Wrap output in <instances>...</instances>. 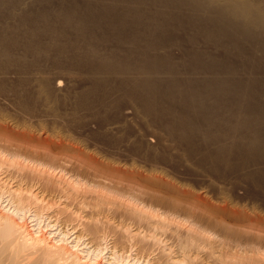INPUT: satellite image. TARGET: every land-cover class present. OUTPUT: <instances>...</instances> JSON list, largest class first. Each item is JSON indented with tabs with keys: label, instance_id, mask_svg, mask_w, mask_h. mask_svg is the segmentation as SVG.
<instances>
[{
	"label": "bare ground",
	"instance_id": "obj_1",
	"mask_svg": "<svg viewBox=\"0 0 264 264\" xmlns=\"http://www.w3.org/2000/svg\"><path fill=\"white\" fill-rule=\"evenodd\" d=\"M123 1L124 0H32L31 2L30 0V2L28 1V5L26 0H0V96L3 94L5 95L4 97L10 96L16 99V101L14 100L16 102L15 110L17 109L15 113L19 112L17 114L22 119V121L20 120L22 123L19 124L18 122L17 125L21 126L22 124L21 129H24L25 132H30L25 133V136L29 135L31 137V139L25 141V143L29 145H26L22 149V145H18L19 148H9L11 150H5L10 144L4 145L1 143L0 145L3 144L6 147L4 149V146H2V148L0 146V155H2L0 157V166L3 167L4 164H6L7 166H5L8 169L13 167L18 171L26 170L24 171L25 173H17V176L19 175L21 178L23 176L25 177L22 178V180L24 179V184L25 180L31 182L30 179H28L30 177L26 179L28 176L27 174H30L29 176H32L34 179L37 176L41 177V179L47 177V180L45 179L47 182L43 179L47 183H45L47 188L48 186L51 187L54 186L55 183H58V179L60 180L58 177L59 175H52L53 172L51 169L55 168L54 170H56L59 165L53 167L54 164L52 165L50 162L54 161L53 163H55V161H58L57 155L55 156L54 154L56 153L54 148H62V145L65 144L63 143L65 140L62 141L63 137H61L63 133L55 131L52 128V130H50V128L45 129L48 128L49 124L47 127L46 125L44 126V123L43 125L38 124L41 123L38 119L37 125L31 124V121L26 123V120L31 117L34 119L36 110L39 108L42 109V107L45 108L46 106L44 107L43 104L45 103L46 105L47 102L48 104L52 103L50 106L47 105L48 110L56 115V112L59 110V108L56 107L61 100H63L59 97L60 94L57 92L59 94L57 95L56 93L59 85L61 86L60 79L57 80L56 75H61L57 74L60 71L66 72L69 69H75L85 77L86 83H83L84 86H81L82 89L80 88L81 90L76 93L73 105H71L72 103L70 104L72 108L70 109L71 111H66L74 118L78 113L80 114L83 111H89V113L96 111V114L99 115L100 118L98 119L99 123L109 119V117L113 119L116 115L114 117L109 116V112H114L118 104L117 106L112 104L115 99L111 98L115 96L117 100L122 102V95L124 94H122V87L124 88L127 86L126 88H129V90L127 89L128 91L125 92L126 98L130 99L136 106L138 112L148 119L149 125L162 131L169 141L172 140L178 144L179 147L183 149L182 151H184V154H181L188 157L189 160H195L194 164L206 169V173H209V170L215 173L216 169L219 167L222 168V166H229L236 171L240 169L241 172H243L242 169H248L241 177L252 183L257 181L264 186V167H262L264 166V85H260L257 79V81L247 80L248 82H245L243 80L245 79L244 77H242L243 79L241 78L242 80L237 78L238 76L235 77V75H238L240 72H243V74L249 72V68L247 67L248 70H246L247 68L244 64L246 60H255L258 63L264 64V0H156V2L152 1L153 3L151 0H141L139 1L141 4L142 2H146L145 7L149 2L150 4L152 3L151 7L155 5V10L142 12L138 10L139 8L137 9L135 7L134 3V5L130 6H134L136 8L135 11H128L127 16L125 14V17L122 19ZM134 1L136 4L138 3L136 0ZM134 1L132 0V2ZM23 4H27L28 9H26L27 6L21 8L20 6H23ZM142 8H144V6ZM184 8H187L189 11L185 10L186 12H184ZM129 21L134 25V27L130 26V28H137L138 30L136 31L137 33L134 31L133 37L131 36V38L127 39V36L123 33L124 30L122 32V25L125 26ZM129 24L130 23H128V25ZM128 25H126V27ZM230 29L232 33H230ZM175 30H179V32L181 31L183 34L185 33V37H180L181 34L179 35ZM173 31L176 32L175 35ZM177 34L179 36H176ZM123 39L128 41L127 44L130 42L131 46L132 44L134 45V48H130L128 51L125 49L127 51V56L125 57L127 58H124V62L122 61ZM201 41L204 43H212L214 46H217L215 49L222 50V53L216 54L215 56L210 55V50L207 51L204 48L205 51L202 50L203 47H200ZM184 42L189 45L188 48L184 47ZM241 44L247 46L249 44L250 48L255 49V51L257 48L253 46H257L258 50L259 48L261 49V54H259V57L256 58L255 56L253 59L250 52H246ZM172 47H178L182 51L181 58L184 59L182 61H184V66L187 69H185L183 73H204L206 75L211 74V76L207 75V77L201 80H194L195 78L191 77L192 79L187 78L189 79L187 81L176 77L171 80L168 79L167 81L165 79H157L156 76H159L163 72L169 71L177 76L176 73H182L181 71L184 70L175 65L176 61H174V58L169 52V49ZM156 50H166L167 52L166 54H164V52V56L162 57L152 56L151 53ZM258 50L257 53L259 52ZM134 55L140 56L138 57L139 59L137 58V60H134L136 59L135 57H137H134ZM155 55H159L158 52ZM122 66L124 68H122ZM54 70L59 72L52 73ZM69 73L70 71H68L66 75ZM224 73L230 74L232 77L230 79L225 78L226 80L223 78L220 82L218 80L220 78L218 77L220 74ZM129 74H131V76ZM247 76L249 78L251 77L250 75ZM11 77H13L14 80H12ZM61 89L64 90L63 88ZM227 89L230 90V92H227ZM185 91H188L190 94L185 95ZM66 95L64 94V96ZM67 102L70 101L67 100L63 104L67 105ZM63 104L59 105L63 106ZM44 110L42 109V111ZM78 110L83 111L78 112ZM136 112L137 111H135V113ZM81 115L83 116V114ZM26 116H28V118ZM49 116L51 118L50 114ZM94 116H92V118ZM25 117L26 120L24 119ZM52 117L55 118L53 115ZM85 117L86 116H84V118ZM13 118L16 119L14 116ZM57 118L58 116L55 119ZM77 119L76 117V120ZM93 120L95 121V119ZM32 121L36 120L34 119ZM89 121L92 122L91 120ZM1 122L4 123V120L0 118V124L3 125ZM44 122H46V120ZM74 122L75 124L77 123L76 121ZM5 123L2 127L0 125L2 131H6V126L10 125V123L7 125H5ZM28 129H35V134L37 132L39 134H37L38 139L32 137L33 135L31 133L33 130ZM9 130L11 133L13 132V130L11 131L8 127L7 133H10ZM43 131L51 133L50 136H48L47 133L45 135ZM61 133L62 135H60ZM51 135L56 136V141L59 142L54 140L49 141ZM64 135L68 136V134ZM9 139L10 137L7 141ZM19 139L23 141L21 138ZM35 139L38 140L39 145L41 143L44 147H37L38 149H36L35 146L31 145V142L35 141ZM146 140L148 141V139ZM165 140L166 139L162 141ZM9 141L12 143L11 140ZM17 144H14V147H16ZM141 144H144V142L141 141ZM209 145L212 149L208 148L210 147ZM12 146L10 145V147ZM144 146L145 144L143 147ZM138 147L139 146H137L136 149H138ZM146 147H144L145 149L143 150L149 149L150 146L146 145ZM140 148L141 147H139V150H141ZM152 148L154 149V147ZM151 157L153 158L155 156L152 155ZM151 157L150 159H152ZM48 160H51L48 164L49 166H45L43 163L44 161L48 163ZM85 160L87 161L88 159ZM152 160H154V158ZM68 161H70V159ZM252 166L254 168H251ZM60 167L64 169L63 166ZM203 168L202 170L204 172L205 170ZM218 170L217 172H222ZM217 172L216 175L218 174ZM234 173L236 172L234 171ZM222 174L225 175V172ZM222 174H220L219 177H222ZM63 175L60 177H63ZM153 176L155 175L153 174ZM21 178L16 177L18 181ZM154 178L158 177L155 176ZM71 181H76L74 182V186L71 183L72 187L76 190V187H79L80 180L77 181V179H73ZM60 183L61 181L59 184ZM18 184V186L14 185V187L16 186L15 188L8 186V188L3 189V186L0 187V201L5 203L2 208L0 207V264L4 259L9 261V264H64L63 262H65V264H134L131 260L129 263V260H126L123 256L125 255L126 258L130 257L125 254L128 244L127 241L134 245L139 242L143 243V246L141 247L140 245L139 247L140 252L144 248L143 250L146 254H148L152 248H155L153 245L159 243V253L153 259L156 264H264V214L259 213L258 210L251 205V208L248 209L246 207L247 209L242 208L241 210V208H237L239 206H233L231 203L227 204L228 201L224 204L222 201L224 197L220 200L222 201V206H219L220 203L217 205V201H215L216 203H214V205L212 204L213 202L211 203L208 200V202L211 203L209 204L206 200L207 198L203 197V195L199 196L197 194L193 197L196 198V200H191L192 197L190 198V196L192 195L189 194L188 198L192 201L190 207L181 205L180 203L178 205L177 203L173 204L174 206L176 205L174 208L185 211L184 214L186 216L183 217L184 219L185 217L188 218L185 223H188L190 226L181 229L180 224H175L180 226V230L176 229V226V231L174 229L175 232L172 233L169 238H171V240L173 238L174 240V238L177 237L176 240H178V245L174 243L177 248L173 247V249L168 248L166 250L162 245L163 242L160 245V235V238H157V235L155 236L153 232L149 233L150 235L146 241V238L141 234L142 231L140 233L141 236L138 234L139 231H136L137 234L133 232L131 234L130 231L128 232L127 228H124L126 225H123V227L119 224L126 232L119 226L121 228V233H118L120 236L118 234L116 235L120 237L117 238L114 233L116 228L114 227V229L112 226L114 231L108 228L112 223H109L108 227H106L103 223L104 220L101 221L96 217L94 219L92 218L88 223H85V221L81 222V220L80 224H78L81 225V229L79 231V228L76 230L74 229L73 233H76V235L73 234L74 237L72 238L67 237L66 233H63L60 228L57 230L56 227L54 229L50 227L49 231L46 230V227L52 226L50 225L51 222L43 224L44 227L40 225L41 222H37V224L35 223L30 225L32 227H29L25 224V219L27 217L33 218L34 221L43 216L41 215V211L43 212V210H41L39 206V208L37 207L38 201H42V198L40 199L42 194L39 191L41 194L39 196V193H35V191L31 190L30 186V188H28L24 187L26 185L22 186L20 183ZM30 184L27 183V185ZM257 186L259 187V185ZM178 189L180 188L178 187ZM173 192L177 194V186L176 190ZM180 192L179 195L183 194L185 195L184 197H186V195L188 196L187 192L186 194L183 192L180 194ZM44 194L42 196H44ZM205 195H207V193ZM133 197L135 198V196ZM136 197L139 200L137 195ZM162 198L163 197H161L160 200H162ZM165 200L167 199L165 198ZM165 200L163 198V201ZM118 201H116V204ZM132 201H134V199ZM233 203L234 202H232V204ZM41 204L40 202L39 205ZM104 204H100V206L103 205V209ZM118 204L120 207L121 202ZM128 204V206H130L131 203L128 201ZM121 205H123V203ZM124 205L126 204L124 203ZM133 205L135 204L133 203ZM136 205L138 204L136 203ZM98 206L99 205H97V207ZM100 206L99 208H101ZM160 206L162 208V205H159V207ZM169 206L167 209L171 208L172 205ZM213 206L214 208H212ZM152 207L154 208V206H151V212ZM49 208L48 206V209ZM130 208L131 207H125L127 210H130ZM142 208L145 210L146 206ZM31 210H33V213H31ZM99 210L101 209H98V211ZM123 211L126 212L124 209ZM57 212L59 213L58 210ZM130 212L131 211L128 213ZM132 212L134 217L139 218V220L135 218L139 222H141L143 218L149 219L152 215L156 216V213L150 214L147 210L143 211L139 208L132 209ZM163 212L161 213L163 214ZM159 216L160 214L156 216V218L154 217V221H156ZM161 219L158 221L161 226V228H158L161 229V232L158 233L166 237V233L164 234L163 232L167 228H162L163 225L166 226V223H164L165 221L162 222L163 219ZM46 220L48 219L46 218ZM130 220H133V218ZM149 220L152 221H147L154 222L153 219ZM181 220H183V218ZM228 220L234 222V224H229L227 222ZM142 222L145 227L146 223L144 220ZM170 223L172 224L171 220ZM136 224L139 225V223ZM140 224L142 226V223ZM150 224H147V227H145L147 230ZM54 225L56 226L57 224L55 223ZM119 227H117L118 230L120 229ZM150 227L153 228L154 225ZM74 228H76V226ZM55 229L56 232L54 233L53 230ZM159 229L155 231L157 232ZM162 229H164L163 232ZM122 231L129 236L122 235L124 234ZM149 231L150 229L148 232ZM172 231L170 230L169 232ZM144 233L147 234V232ZM167 234L169 236L171 233L167 232ZM173 235H175V237H173ZM84 236H88L89 247L84 248L83 246L82 248L81 246V248H79V243H81L80 240L83 239ZM122 238L125 239L122 241ZM85 244L87 246V243ZM144 244H148L147 247L145 246L146 248ZM161 246H163V248H161ZM133 259L135 258L133 257ZM154 261L152 263H154Z\"/></svg>",
	"mask_w": 264,
	"mask_h": 264
},
{
	"label": "rangeland",
	"instance_id": "obj_2",
	"mask_svg": "<svg viewBox=\"0 0 264 264\" xmlns=\"http://www.w3.org/2000/svg\"><path fill=\"white\" fill-rule=\"evenodd\" d=\"M29 2H30V0H28ZM27 0H26V3L28 2ZM125 1V2H124ZM123 1V3H122V19L125 17V14H126V16H127V13H128V11H132V12H134L135 11V9L137 8H139L138 10L139 11H152L153 9L155 10V5L153 6V7H151V5H152V3L153 2H156V0H151V4H150V2L149 3H147V8L145 7V3L144 2H142V4L141 3H139V1H141V0H136L138 3L137 4H139V5H137L136 4V2L134 1V2H132V0H124ZM158 1H160V0H158ZM158 1H157V4H158ZM29 2H28V5H29ZM31 2H32V0H31ZM128 3V4H127ZM134 3H135V7L134 6H130V5H134ZM25 5V6H24ZM28 5L27 4H23V6H20L21 8H23V7H26V9H28ZM129 5V6H128ZM150 5V6H149ZM127 6H128V8H127ZM144 6V8H142ZM129 7H131V8H129ZM132 7H134V8H132ZM155 7V8H154ZM126 9H128V10H126ZM141 9H143V10H141ZM148 9V10H147ZM137 10V11H138ZM189 11L187 8H184V12H186V11ZM179 11H181V10H179ZM124 13V14H123ZM130 14V13H129ZM128 23H130L129 25H128ZM128 23H126L125 24V26H123L122 25V32H123V30H124V34H125V36H127V39H129V38H131V36L133 37V35H134V31L136 32L138 29L137 28H130V26H133L134 27V25H133V23L131 22V21H129ZM126 25H128L127 27H126ZM126 29H125V28ZM135 27H137V26H135ZM124 28V29H123ZM130 30V31H129ZM126 31V32H125ZM129 31V32H128ZM177 33H179V35H180V37H182V38H184L185 37V33L183 34L181 31L179 32V30L177 31V30H175ZM175 31H173V34L175 35L176 34V32ZM232 30L230 29V33H232L231 32ZM137 33V32H136ZM135 33V34H136ZM229 33V32H228ZM229 33V34H230ZM172 34V33H171ZM172 34V35H173ZM178 34L176 35V36H179ZM183 35V36H182ZM125 36H124V38H125ZM126 39V40H127ZM241 40V39H240ZM239 40V41H240ZM123 42H126V43H123ZM127 42L128 41H125L124 39L122 40V61L124 62V58H127V57H125V56H127V54H126V52L130 49V48H134V45L132 44V46H131V44H130V42H129V44H127ZM202 43L200 44V47H203V49L202 50H207V51H212V52H210L209 51V53H211L210 55H213V56H215L216 54L218 55L219 53L221 54L222 53V50H220V49H215V48H217V46H214L212 43H209V42H206V43H208V44H206V43H204L203 41H201ZM204 43V44H203ZM241 43V42H240ZM183 45H184V47H186V48H188V44L186 43V42H184L183 43ZM211 45H213V46H211ZM241 46L244 48V50L246 51V52H250V55H251V57H253V59H254V57L256 56V58L257 57H259V54H261V49L259 48V50H258V47L256 46H253L254 48H257V50L260 52H258L257 53V50L255 51V49H251L250 48V45L248 44V46L247 45H244V44H241ZM252 47V46H251ZM252 47V48H253ZM205 48V49H204ZM219 48V47H218ZM127 51H126V50ZM249 51H248V50ZM125 52H124V51ZM170 51V54L172 55V57L174 58V61H176V66H178L179 68H181V69H184L183 71H181V69H180V71L182 72V73H176V75L177 76H179V77H177V76H175V75H173V73H170L169 71V73L166 71V70H164V71H166V72H163V71H161V72H163V73H161L160 75L159 74H157V75H159V76H156V78L157 79H165L166 81L169 79V80H171L172 78H180V79H182V80H184V81H187V80H189L191 77H194L193 79L194 80H201V79H204V77H207V75L206 74H204V73H195V74H190V73H183L184 71H185V69H186V67L184 66V61H182V60H184L183 58H181L182 57V51L178 48V47H172V48H170L169 49ZM205 50V51H206ZM181 51V52H180ZM155 52V53H154ZM157 52H158V54L159 55H155V54H157ZM165 52V53H164ZM166 50L165 51H163V50H159V51H153L152 53H151V55L152 56H157V57H162V56H164L163 55V53L164 54H166ZM153 53H154V55H153ZM213 53H215V54H213ZM252 53V54H251ZM123 54H125V55H123ZM258 54V55H257ZM177 55V56H176ZM135 56H137V55H134V57ZM138 57H140V56H137V57H135L136 59H134V60H137V58ZM173 58H172V61H173ZM139 59V58H138ZM179 59H180V62H179ZM252 59V60H253ZM173 61V62H174ZM178 61V62H177ZM251 62V63H250ZM182 63V64H181ZM174 64V63H173ZM180 66H179V65ZM245 65H246V68L248 67L249 68V70H248V68L246 69V70H248L249 72H246V74H243V72H238L239 74L237 75L236 73V75H235V77H237V78H239L240 80H242L243 78L242 77H244L245 79H243L245 82L247 81V80H256L257 82H259L260 83V85H264L263 83H264V73H263V71L264 70H262V69H264V64H261V63H258L257 61H245V63H244ZM250 67H249V66ZM175 66V67H176ZM185 68H184V67ZM260 66V67H259ZM263 66V67H262ZM183 67V68H182ZM122 68H124L123 66H122ZM261 68V69H260ZM259 69V70H258ZM73 70H74V72H73ZM179 70V69H178ZM187 70V69H186ZM261 70V71H260ZM68 71H70V73L69 74H67L66 75V73H68ZM126 71H128V70H126ZM251 71H252V73H251ZM55 73V72H59V71H57V70H54V71H52V73ZM61 72V73H60ZM59 73H57L58 75L59 74H61V75H59V76H57L56 75V79L57 80H59L60 81V83H61V86L59 85V88L57 89V91H56V93H57V95H59V97H61L63 100H64V98H65V100L63 101V100H61V102L59 103V104H63V103H65V101H70V102H67V105L66 104H63V106L61 105H57V107L56 108H59V110L56 112V115L55 114H53L52 112H50L49 110H48V108H47V105L48 106H50V105H52V103H50V104H48V102L46 103V105H45V103L43 104L44 105V107L45 108H43L42 107V109L44 110V111H42V109L41 108H39L38 110H36V112H35V115L36 116H34L35 118V120L36 121H32V120H34L33 119V117H31L30 119L28 118V116H26L27 118H28V120H26V117L24 118L25 120H26V123H29L30 121V123L32 124H36L37 125V119L38 120H40L39 122H41V123H38V124H42L43 125V123H44V126L46 125V127H47V125H48V128H45V129H49L50 128V130H55V131H58V132H62L63 133V135H62V133L60 134V135H62L61 137H63V140L62 141H64L63 143H65L64 145H62V148H59V147H55L54 148V151H56V153H54L55 154V156L58 158V161H55V163H53L54 161H52V162H50L49 160H48V163H46L47 161H44V165L45 166H49L48 164H49V162L50 163H52V165L54 164V166L53 167H56L57 165H59V166H57L58 168H56V170H54L55 168H53V169H51V171L53 172L52 173V175H54V176H58L59 178H60V180L58 179V183H55L54 184V186H51V187H49L48 186V188L45 186V183L47 182L46 180H47V177H45V179L44 178H42L41 179V177H35V179L32 177V176H29L30 174H27L28 176L26 177V179L28 178V177H30V178H28V179H30V181L31 182H29V180L27 181V180H25V184H24V179L22 180V178L24 177H22L21 178V176H17V173H21V172H23V173H25L24 171H26V170H22V171H18V170H16V169H14L13 167H11V168H7L6 166V164H4V166L3 167H1L0 166V187L1 186H3L2 188L4 189V188H8V186H10L11 188H15L16 186H18L19 184L18 183H20V185H22V186H24V185H26V186H24V187H28V188H30L31 187V190H33V191H35V193L36 192H38L39 193V196L42 194H44V196H42L41 195V197H40V199L42 200V201H38V205H37V207L39 206L40 207V209L41 210H43V212L41 211V215H43L42 217H40V219H37V220H34L33 221V218L31 219L30 217L28 218H26L25 219V224H27V226H29V227H32V226H30V225H33V224H37V222H41L40 223V225L41 226H43L44 227V225L43 224H47V223H49V222H51V224L50 225H52V226H48V227H46L47 229L46 230H48L49 231V229H50V227H51V229L53 228H57V230H58V228H60L61 229V231H63V233H66V235H67V237H69V238H72V237H74V235L73 234H75L76 235V233H73L74 232V229L76 230L77 228H79L78 229V231L81 229V225H78V224H80V221L81 222H84L85 221V223H88L92 218L94 219L95 217L98 219L99 218V220H101V221H103V223H104V225H106V227H108V224L110 223H112L111 225H110V227H108L109 229L111 228V229H113L114 227L116 228H114L115 229V236L119 233H121V226H123V225H126L124 228L126 229L127 228V230H128V232L130 231L131 232V234H132V232L133 233H135V234H137V232L136 231H139L138 232V234H139V236H141V234H143V236L146 238V241H147V239H148V237H149V233H154V235L156 236L157 235V238H160V236H161V238H160V245H161V243H162V245L164 246V248L167 250L168 248L169 249H173V247L174 248H177V246H175L174 245V243L176 244V245H178L177 243V241L178 240H176L177 239V237L176 238H174V240H173V238H172V240H171V238H169L170 237V235H172V233H174L175 231H176V229H178V230H180V226H181V229L182 228H184L185 229V227H188V226H190L188 223H185L186 222V220H188V218L187 217H185V219H184V217L183 216H186L185 214H184V210H182V209H178V208H174L175 206H174V204L173 203H177V205L180 203L181 205H186V206H188V207H190L191 205H192V201L191 200H196V198H193L195 195H199V196H202L203 195V197H205V198H207L206 200H207V202H208V200H209V202H213L212 204H214V203H216L215 201H217V205L220 203V205L219 206H222L221 204H222V201L224 202V204L225 203H227V201H228V203L227 204H230L231 203V205H233V206H239V207H237V208H241V210H242V208H244V209H249V208H251V206H253L256 210H258V212L259 213H263L264 214V186L263 185H261L260 183H258L257 181H255V182H250V181H248L247 179H245V178H242L241 176L242 175H244V173L248 170V169H246V170H243L242 169V171L243 172H241V170L239 169L238 171H236V170H233V169H231V167H229V166H222V168L221 167H219V168H217L216 169V172H217V170L218 169H220L222 172H217L218 174L216 175V172L214 173V172H210V170L208 171L209 173H211V174H209V173H206L207 172V170L206 169H204L203 167H200V166H197L196 164H194V162H195V160H189L188 159V157H186L185 155H182L181 153H183L184 154V151H182L183 149L182 148H180L179 147V145L178 144H176L174 141H172V140H170L169 141V139L166 137V136H164L165 134H163V132L162 131H160L159 129H157V128H155V127H153L152 125H149V122H148V119H146L140 112H138V110L136 109V106L132 103V101L130 100V99H128V98H126L127 96H125V92H127L128 90H129V88H126V87H124V88H126V89H124L123 87H122V102L121 101H119V100H117L116 99V97L115 96H113L111 99H115V101L113 100V102H112V104H114V105H116L117 106V104H118V106H117V108L114 110V112H112L111 113V111L109 112L110 114H109V116H115L113 119H112V117H109V119H106V120H104V121H102L101 123H99V120L98 119H100L99 118V115H97L96 114V111H93V112H90L89 113V111H83V110H78V112H82V113H78V115L76 116L78 119L76 120V117L74 118L72 115H70V113H68V112H70L71 110L70 109H72L71 108V106H70V104L71 105H73V102H74V97H75V95H76V93H78L82 88H81V86L83 87L84 86V84L83 83H86L85 82V77H83V75L82 74H80V73H78V70L76 71L75 69H69V70H67L66 72L65 71H60ZM64 72V73H63ZM71 72H73V73H71ZM76 72V73H75ZM131 72V71H130ZM261 72V73H260ZM78 73V74H77ZM263 73V74H262ZM185 74V75H184ZM189 74V75H188ZM254 74V75H253ZM65 76V78H64V76ZM74 75V76H73ZM130 76H131V74H129ZM173 75V76H172ZM188 75V76H187ZM205 75V76H204ZM247 75H250L251 77H252V79H251V77L249 78ZM51 76V75H50ZM63 76V77H62ZM123 76V75H122ZM164 76V77H163ZM167 76H169V77H167ZM200 76V77H199ZM208 76H211V74H209ZM229 76V77H228ZM14 77V76H13ZM13 77H11L12 78V80H14V78ZM57 77H59V78H57ZM62 77V78H61ZM70 77V78H69ZM198 77V78H197ZM201 77H203V78H201ZM232 77V75H230V74H227V73H224V74H220V76L218 77V78H220V79H218L220 82H221V79H230ZM255 77V78H254ZM123 78V77H122ZM187 78H189V79H187ZM242 78V79H241ZM249 78V79H248ZM260 78V79H259ZM66 79V80H65ZM192 79V78H191ZM225 79V80H226ZM65 80V81H64ZM64 81V82H63ZM78 81V82H77ZM248 82V81H247ZM263 82V83H262ZM77 83V84H76ZM65 84V85H64ZM71 84V85H70ZM82 84V85H81ZM80 85V86H79ZM264 87V86H263ZM61 88H63L64 90H62ZM76 88V89H75ZM81 88V89H80ZM233 88V87H232ZM260 88V87H259ZM71 90V91H69V90ZM128 89V90H127ZM264 89V88H263ZM59 90V91H58ZM65 90H67V91H65ZM74 90V91H73ZM228 90V89H227ZM62 91H64V92H68V93H64V92H62ZM227 92H230V90H228ZM72 93V94H71ZM185 95H188V94H190V93H188V91H185ZM63 94V95H62ZM64 94L66 95V96H64ZM70 95H71V97H70ZM5 95H3V94H1V96H0V118H1V120H4V123L6 122V119H7V122L5 123V125H7V124H9L10 123V125L9 126H6L7 127V130L6 131H2L1 129V131H0V133H1V135H0V144L1 143H3L4 145H6V144H10L12 147H10V145L8 146V147H6V146H4L3 144L2 145H0L1 146V148H2V146H4L3 148L5 149V147H6V149L5 150H7V149H9V148H19V146L18 145H22L21 146V149L22 148H24L26 145H29V144H26L25 143V141L26 140H29V139H31V137L29 136V135H26L25 136V133H28L29 131H27V132H25V130L24 129H21L22 127V124H21V126H18L17 124H18V122H19V124L20 123H22L21 121H22V119H21V117H19L18 116V114L17 113H19V112H17V113H15L16 112V110H15V104H16V99H14L13 97L11 98L10 96H7V97H4ZM62 96H64V97H62ZM125 96V97H124ZM10 98H11V100H10ZM13 99V100H12ZM67 99V100H66ZM73 99V100H72ZM7 100V101H6ZM15 100V101H14ZM116 100H117V102H116ZM11 101V102H10ZM131 101V102H130ZM12 103V104H11ZM13 103H14V105H13ZM3 104V105H2ZM7 104V105H6ZM9 104V105H8ZM131 104V105H130ZM133 104V105H132ZM58 106H60V107H62V108H60V107H58ZM11 107V108H10ZM14 107V108H13ZM70 107V108H69ZM132 107V108H131ZM135 107V108H134ZM7 108V109H6ZM66 108V109H65ZM6 109V110H5ZM41 109V110H40ZM47 109V110H46ZM63 109V110H62ZM131 109V110H130ZM136 109V110H135ZM12 112H11V111ZM65 113H63L62 111ZM6 111V112H5ZM9 111V112H8ZM66 111H68V112H66ZM122 111V112H121ZM134 111V112H133ZM135 111H137L136 113H135ZM3 112H5V113H3ZM38 112V113H37ZM85 112V113H84ZM42 113V114H41ZM47 113V114H46ZM52 113V114H51ZM60 113V114H59ZM87 113H88V115H87ZM92 113V114H91ZM5 114H7V115H5ZM12 116H11V115ZM49 114L51 115V118H50V116H49ZM59 114V115H58ZM62 114V115H61ZM69 114V115H68ZM81 114H83V116L81 115ZM85 114V115H84ZM47 115H48V117H47ZM52 115L53 116H55V118L58 116V118L57 119H55L54 117H52ZM95 115V116H94ZM138 115V116H137ZM3 116H5V117H3ZM10 116V117H9ZM13 116L14 117H16V119L15 118H13ZM39 116H40V118H39ZM62 116V117H61ZM65 116V117H64ZM81 116V117H80ZM84 116H86L85 118H84ZM92 118V116H94L92 119L90 118V117ZM20 119H19V118ZM36 117H38V118H36ZM83 117V118H82ZM96 117V118H95ZM143 117V118H142ZM4 118V119H3ZM6 118V119H5ZM61 118V119H60ZM66 120H65V119ZM141 118V119H140ZM23 119V121L25 122V120ZM68 119V120H67ZM71 119V120H70ZM80 119V120H79ZM83 119H85V120H83ZM91 120L92 122H90L89 120ZM93 119H95V121L93 120ZM97 119V120H96ZM17 120H19V121H17ZM21 120V121H20ZM46 120V122H44ZM73 120V121H72ZM87 120V121H86ZM113 120V121H112ZM141 120V121H140ZM14 121H17V122H14ZM52 121V122H51ZM54 121V122H53ZM71 121H72V123H71ZM74 121H76L77 123L75 124V122ZM79 121V122H78ZM117 121V122H116ZM135 121V122H134ZM35 122V123H34ZM57 122V123H56ZM67 122V123H66ZM107 122V123H106ZM109 122V123H108ZM119 122V123H118ZM3 125H1V127L2 126H4V123L3 122H1ZM11 123H13V124H11ZM46 123V124H45ZM61 123V124H60ZM69 123V124H68ZM84 123V124H83ZM113 125H112V124ZM70 124H74V125H70ZM109 124H110V126H109ZM114 124H115V126H114ZM136 124V125H135ZM59 125V126H58ZM67 125V126H66ZM68 125H70V126H68ZM15 126H17V127H15ZM56 126H57V128H56ZM74 126V127H73ZM8 127H9V129H11V131L13 130V132L11 133L10 132V130H9V132L10 133H7V131H8ZM66 127V128H65ZM71 127V128H70ZM73 127V128H72ZM78 127V128H77ZM86 127V128H85ZM100 127V128H99ZM109 127H110V129H109ZM17 128V129H16ZM52 128V129H51ZM55 128V129H54ZM64 128V129H63ZM101 128H102V131H101ZM116 128V129H115ZM142 128V129H141ZM151 128V129H150ZM57 129V130H56ZM22 130V131H21ZM28 130H33V129H28ZM35 130V129H34ZM33 130V132L31 133L33 136L32 137H34V138H37V134H38V132L35 134V131ZM64 130V131H63ZM156 132H155V131ZM157 130H159V131H157ZM76 131V132H75ZM116 131V132H115ZM4 132V133H3ZM43 132H45V131H43ZM72 132V133H71ZM162 134H161V133ZM6 133H7V135H6ZM15 133H17V134H15ZM30 133V132H29ZM46 133H47V135L48 136H50V134L51 133H49V132H45V135H46ZM74 133V134H73ZM78 133V134H77ZM14 134V135H13ZM35 134V135H34ZM64 134H68V136L67 135H64ZM69 134H70V136H69ZM72 134V135H71ZM108 134H110V135H108ZM160 134H161V137H160ZM39 135V134H38ZM74 135V136H73ZM143 135H144V137H143ZM149 135V136H148ZM163 135V136H162ZM10 137V139L9 140H11L12 141V143H14V144H17V143H19V144H17V146L16 147H14V144H12L9 140L7 141V139ZM14 136V137H13ZM16 136V137H15ZM18 136V137H17ZM20 136V137H19ZM146 136V137H145ZM155 138H154V137ZM3 137V138H2ZM13 139H12V138ZM29 137V138H28ZM54 137H55V139H54ZM61 137H60V139H61ZM68 137V138H67ZM110 137V138H109ZM152 137V138H151ZM160 137V138H159ZM164 137H166V138H164ZM19 138H21L23 141H20V139ZM24 138V139H23ZM70 138H73V139H70ZM76 138V139H75ZM89 138V139H88ZM102 138V139H101ZM116 138V139H115ZM132 138V139H131ZM143 138V139H142ZM151 138V139H150ZM161 138H163V139H161ZM3 139V140H2ZM38 139V138H37ZM75 139V140H74ZM87 139V140H86ZM107 139V140H106ZM111 139V140H110ZM118 139V140H117ZM122 139V140H121ZM146 139H148V141L146 140ZM164 139H166L165 141H162V140H164ZM16 140H17V143H16ZM51 140H54V141H56L57 139H56V136H52L51 135V137H49V141H51ZM74 140V141H73ZM91 140V141H90ZM104 140V141H103ZM114 140V141H113ZM152 140V141H151ZM8 143H7V142ZM14 141V142H13ZM31 141V140H30ZM36 141V142H35ZM35 141H32L30 144L31 145H33V146H35L36 147V149H38V148H41V147H44L43 145H41V143H40V145H39V142H38V140H36L35 139ZM67 141V142H66ZM75 141H76V143H75ZM141 141L142 142H144V144H145V146L144 147H146V145H149L150 147H149V149H146V150H143V149H145L144 147H143V145L144 144H141ZM171 142V143H169V142ZM224 141H226V140H224ZM5 142V143H4ZM56 142H59V141H56ZM86 142V143H85ZM97 142V143H96ZM100 142H102V143H100ZM106 142V143H105ZM146 142H148V143H146ZM164 142V143H163ZM226 142H228V141H226ZM230 142V141H229ZM38 143V144H37ZM113 143V144H112ZM127 143V144H126ZM139 145H138V144ZM150 143V144H149ZM158 143V144H157ZM175 145H173V144ZM222 143H223V141H222ZM71 144V145H70ZM75 144V145H74ZM103 144H104V146H103ZM117 144V145H116ZM137 144V145H136ZM229 144V143H228ZM67 145H69V146H67ZM83 145V146H82ZM100 147H99V146ZM108 145V146H107ZM135 145H136V147L137 146H139V147H141L140 149L141 150H139V147H138V149H136V147H135ZM141 145V146H140ZM167 145V146H166ZM178 145V146H177ZM65 148H64V147ZM67 146V147H66ZM76 146V147H75ZM210 146V145H209ZM38 147V148H37ZM69 147V148H68ZM71 147H72V149H71ZM135 147V148H134ZM152 147H154V149L152 148ZM164 147V148H163ZM208 147V146H207ZM146 148H148V147H146ZM152 148V149H151ZM208 148H211V146L210 147H208ZM11 149H9V150H11ZM13 149V150H14ZM61 149V150H60ZM105 149V150H104ZM134 149H135V151H134ZM166 149V150H165ZM172 149V150H171ZM212 149V148H211ZM143 150V151H142ZM181 151V152H180ZM1 152V151H0ZM149 152H151V153H149ZM155 152V153H154ZM144 154V155H143ZM151 154V155H150ZM148 155H149V157H148ZM155 156V157H153L154 158V160H152L153 158L151 157V156ZM157 155V156H156ZM160 155V156H159ZM2 155H0V157H1ZM145 156H147V157H145ZM142 157V158H141ZM145 157V158H144ZM150 157L152 158V159H150ZM67 160H66V159ZM88 159L87 161L85 160V159ZM144 158V159H143ZM158 158V159H157ZM160 158V159H159ZM164 158V159H163ZM63 159V160H62ZM70 159V161H68ZM93 159V160H92ZM147 159H150V160H152V161H150V160H147ZM65 160H66V162H65ZM71 160H72V162H71ZM84 160V161H83ZM158 160V161H157ZM162 160V161H161ZM62 161V162H61ZM91 161V162H90ZM95 161V162H94ZM145 161V162H144ZM57 162H58V164H57ZM69 162H71V163H69ZM80 164H79V163ZM88 162H90V163H88ZM154 162H156V163H154ZM193 162V163H192ZM59 163H61V164H59ZM83 163H84V165H83ZM154 163V164H153ZM82 164V165H81ZM150 164V165H149ZM6 165V166H5ZM56 165V166H55ZM264 165V164H263ZM51 166V165H50ZM60 166H63L64 167V169L62 168V167H60ZM145 166V167H144ZM5 167V168H4ZM9 167V166H8ZM151 167V168H150ZM154 167V168H153ZM198 167V168H197ZM199 167H200V169H199ZM225 167V168H224ZM262 167H264V166H262ZM13 168V169H12ZM60 168H61V171H60ZM66 168V169H65ZM124 168V169H123ZM160 168H161V170H160ZM202 168L205 170L204 172H203V170H202ZM226 168H227V170H226ZM230 168V169H229ZM251 168H254L253 166L251 167ZM250 168V169H251ZM151 169H152V171H151ZM155 169H157V170H155ZM13 170V171H12ZM59 170V171H58ZM66 170V171H65ZM146 170V171H145ZM148 170V171H147ZM220 170H218V171H220ZM231 170V171H230ZM233 170V171H232ZM59 172V174H58V172ZM62 171H64V172H62ZM150 171H151V173H150ZM227 171V172H226ZM229 171V172H228ZM234 171L236 172V173H238V174H236V173H234ZM10 172V173H9ZM13 172V173H12ZM136 172V173H135ZM148 172V173H147ZM160 172V173H159ZM225 172V175L224 174H222V173H224ZM150 173V174H149ZM165 173V174H164ZM212 173H214V174H212ZM232 173V174H231ZM239 173H240V175H239ZM243 173V174H242ZM12 174H13V176H15V177H13L12 176ZM57 174V175H56ZM64 174V175H63ZM137 174V175H136ZM140 174V175H139ZM153 174L156 176V177H158V178H154L155 176H153ZM220 174H222V177L220 176L219 177V175ZM11 175V176H10ZM63 175V177L65 176L66 177V179H65V177L63 178V177H60V176H62ZM128 175V176H127ZM215 175V176H214ZM240 176V177H238V176ZM135 176H136V178H140L139 180L138 179H136L135 178ZM141 176V177H140ZM143 176H144V178H143ZM153 176V177H152ZM214 176V177H213ZM16 177L17 178H21L19 181H18V179H16ZM31 177H32V179H31ZM57 177V178H58ZM244 177V176H243ZM25 178V177H24ZM38 178H39V180H38ZM210 178V179H209ZM216 178V179H215ZM46 181H44V180ZM76 180L77 179V181H79L80 182V184H79V187L77 188L76 187V190L72 187V184H73V186H74V182H76V181H71V180ZM143 179V180H142ZM145 179V180H144ZM156 179H160V180H156ZM244 179V180H243ZM37 180V181H36ZM37 183H36V182ZM61 181V183L59 184V182ZM28 184H30V185H27V183ZM43 182V183H42ZM211 182V183H210ZM230 182V183H229ZM22 183V184H21ZM67 183V184H66ZM72 183V184H71ZM257 183V184H256ZM3 184V185H2ZM5 184V185H4ZM35 184V185H34ZM37 184V185H36ZM47 184V183H46ZM7 185V186H6ZM14 185H16L15 187H14ZM257 185H259V187L257 186ZM6 186V187H5ZM30 186V187H29ZM40 186V187H39ZM176 186H177V194H178V196H177V194H176V192H173L174 190H176ZM44 187V188H43ZM45 187H46V189H45ZM178 187L180 188V189H178ZM260 187H263V188H260ZM183 188V189H182ZM189 189V190H188ZM192 189V190H191ZM0 190H1V188H0ZM37 190V191H36ZM42 190H44V191H42ZM139 190H140V192H139ZM182 191L184 194H186V192H187V194H188V196L186 195V197H184L185 195H183L182 194V192H180V191ZM41 192V194H40V192ZM170 191H172V192H170ZM180 192V194H182V195H179V192ZM205 191V192H204ZM44 192V193H43ZM156 192V193H155ZM141 193V194H140ZM173 193V194H172ZM175 193V194H174ZM207 193V195H205V194ZM170 194V195H169ZM189 194L190 195H192V196H190V198H191V200L188 198L189 197ZM194 194V195H193ZM136 195L139 197V200H138V198L136 197ZM149 195H151V196H149ZM153 195V196H152ZM133 196H135V198L133 197ZM167 196V197H166ZM177 196V197H176ZM198 196V197H199ZM161 197H163L164 198V200H165V198L168 200V202H167V200H165V201H163V198H162V200H160L161 199ZM173 197H174V199H173ZM197 197V196H196ZM211 197V198H210ZM216 197V198H215ZM218 197V198H217ZM223 197H224V200H222L223 199ZM227 197V198H226ZM101 198H102V200H101ZM105 199V201H104V199ZM116 198V199H115ZM134 199V201H132L133 199ZM158 198V199H157ZM171 198H172V200H171ZM225 198H226V200H225ZM131 199V200H130ZM153 199H154V201H153ZM160 200V201H157V200ZM211 199V200H210ZM213 199V200H212ZM214 199H216V200H214ZM219 199V200H218ZM229 199V200H228ZM254 199V200H253ZM102 201V202H100V201ZM108 202H107V201ZM118 201L117 202V204H116V201ZM123 202H122V201ZM125 200V201H124ZM135 200H138V201H135ZM176 202H175V201ZM220 200H222V201H220ZM103 201H104V203H103ZM126 201H127V203H126ZM128 201H129V203H131L130 204V206H128L129 204H128ZM131 201V202H130ZM171 201H174V202H171ZM234 202L233 204H232V202ZM40 202L42 203L41 205H39L40 204ZM121 202V204L123 203V205H121L120 204V207H119V204L118 203H120ZM162 202H165V203H162ZM208 202V203H209ZM107 203H109V204H107ZM115 203V204H114ZM124 203L126 204V205H124ZM133 203L135 204V205H133ZM136 203L138 204V205H136ZM157 203H158V206H157ZM170 203H171V205L173 206H171L170 205ZM198 203V202H197ZM211 203H209V204H211ZM240 205H239V204ZM245 203V204H244ZM247 203V204H246ZM261 203V204H260ZM3 204V205H2ZM99 205L100 206V204H104V209H103V205L102 206H100L101 208H99V206L97 207V205ZM223 204V205H224ZM0 207L2 208L4 205H5V203L3 202V201H0ZM95 205H96V207H95ZM106 205V206H105ZM148 205V206H147ZM154 206V208L152 207V212H151V206ZM159 205H162V208H161V206L159 207ZM171 206V208H168L167 209V207L168 206ZM215 205V204H214ZM242 205V206H241ZM247 205V206H246ZM249 205V206H248ZM251 205V206H250ZM255 205V206H254ZM42 206H46L45 208H46V210H45V208L44 207H42ZM48 206L50 207L49 209H48ZM107 206H109V207H107ZM114 208H113V207ZM118 206V207H117ZM133 206V207H132ZM136 206V207H135ZM138 206V207H137ZM144 206V208H145V206H146V208H145V210L142 208ZM163 206H164V208H163ZM169 206V207H170ZM245 206V207H244ZM38 207V208H39ZM125 207H131L132 209H140V210H143V211H146L147 210V212H149L150 214H155L156 213V216H158L159 214H160V216L159 217H157V219H158V221H160V219L162 220V222H164V223H166L165 225L166 226H164L163 225V227L162 228H167L164 232H163V230L164 229H162V232L165 234L166 233V237L165 236H162L161 235V233H158V232H161V229H159V228H161V226H160V222H158L157 221V219H156V221H154V217L156 218V216H154V215H152V217L150 218L149 217V219H153V221L154 222H148V221H152V220H149L148 218H143V219H141V222H139L138 220H139V218L138 217H134V215H132V209L130 208V210L129 211H131L130 213H128L129 211L127 210V209H125ZM135 207V208H134ZM247 207V208H246ZM256 207H258V208H256ZM119 208V209H118ZM157 208V209H156ZM167 210H166V209ZM212 208H214V206L212 207ZM260 208V209H259ZM98 209H101V210H99L98 211ZM123 209L126 211V212H124L123 211ZM243 209V210H244ZM1 210V209H0ZM57 210L59 211V213L57 212ZM105 210V211H104ZM156 210V211H155ZM159 210V211H158ZM102 211V212H101ZM104 211V212H103ZM120 211V212H119ZM124 213H122V212ZM128 211V212H127ZM165 213H164V212ZM245 211V210H244ZM109 212V213H108ZM161 212H163V214L161 213ZM31 213H33V210H31ZM159 213V214H158ZM99 216H98V215ZM120 214V215H119ZM127 216H126V215ZM47 215V216H46ZM96 215V216H95ZM129 215V216H128ZM132 215V216H131ZM105 216V217H104ZM115 216V217H114ZM130 216H131V218H130ZM178 216V217H177ZM181 218H180V217ZM100 217H101V219H100ZM104 217V218H103ZM164 217V218H163ZM177 217V218H176ZM42 218V219H41ZM46 218L48 219V220H46ZM107 218V219H106ZM133 218V220H130V219H132ZM135 218H138V220L137 219H135ZM175 218V219H174ZM183 218V220H181ZM187 218V219H186ZM77 219V220H76ZM115 219V220H114ZM128 219V220H127ZM134 219H135V221H134ZM146 219V220H145ZM168 219H169V221H168ZM173 219V220H172ZM176 219H178V220H176ZM31 220H32V222H31ZM38 220H41V221H38ZM105 220H106V222H105ZM127 220V221H126ZM144 220V222L146 223L145 224V227H147V224H150V225H148V230L150 229V231L148 232V230L144 227V223L142 222ZM148 220V221H147ZM166 220H167V222H168V224L170 223V220H171V222H172V224L170 223L169 224V226H168V224H167V222H166ZM174 220H175V222H174ZM78 221H79V223H78ZM108 221H110V222H108ZM125 221V222H124ZM131 223H130V222ZM135 223H134V222ZM183 223H185V224H183ZM148 222V223H147ZM156 222V223H155ZM158 222V223H157ZM161 222V223H162ZM229 224H234V222H231V221H227ZM53 223V224H52ZM57 224L56 226L54 225V224ZM107 223V224H106ZM125 223H127V224H125ZM136 223H139V225H140V227H139V225L138 224H136ZM140 223H142V226H141V224ZM181 223H182V225H181ZM115 224H117V225H115ZM119 224H121V226L119 225ZM157 224V225H156ZM163 224V223H162ZM161 224V225H162ZM175 224H180V226H177V225H175ZM232 224V225H233ZM53 225H54V227H53ZM154 225V227H156V228H154V230H153V228L152 227H150V226H153ZM156 225V226H155ZM185 225V226H184ZM76 226V228H74ZM112 226H113V228H112ZM121 228H120V227ZM174 226V227H173ZM177 226V227H176ZM183 226V227H182ZM117 227H119L120 229L118 230V228ZM129 227V228H128ZM138 227V228H137ZM144 227V228H143ZM159 227V228H158ZM175 227H176V229H175ZM108 228H107V230H108ZM140 228V229H139ZM59 229V230H60ZM114 229H113V231H114ZM125 229L123 230V228H122V230L123 231H125ZM130 229V230H129ZM159 229V231H155V230H158ZM172 229H173V231H172ZM174 229H175V231H174ZM147 230V231H146ZM172 231V232H169V231ZM230 230H232V229H230ZM122 231V233H124ZM141 231H142V233H141ZM53 232L55 233L56 232V229L55 230H53ZM126 232V231H125ZM144 232H147V234L146 233H144ZM167 232L168 233H171V234H169V236H168V234H167ZM141 233V234H140ZM156 233V234H155ZM158 233V234H157ZM162 233V234H163ZM118 234V235H119ZM122 235H126L127 237L129 236L128 234H126V233H124V234H122ZM146 235V236H145ZM148 235V236H147ZM160 235V236H159ZM120 236V235H119ZM119 236H116L117 238H120ZM152 236V235H151ZM151 236H150V238H151ZM86 237V238H85ZM88 236H84L83 237V239H81L80 240V242L81 243H79V248H81V246H82V248H83V246H84V248H86V247H89V245H88V238H87ZM125 237V236H124ZM165 237V238H164ZM168 237V238H167ZM173 237H175V235H173ZM150 238H149V240H150ZM163 238V239H162ZM85 239H87V240H85ZM123 239H125V238H122V241H123ZM152 239V238H151ZM166 239V240H165ZM169 239V240H168ZM148 240V241H149ZM127 241V240H126ZM174 241V242H173ZM173 242V243H172ZM85 243H87V246H86V244ZM127 247H126V253L125 254H127V256H130V257H127L126 258V256L125 255H123L124 256V258L126 259V260H129V263H130V260H131V262L132 263H134V264H139V263H141V262H144V263H146V264H156V262L153 260L154 259V257H156L157 256V254L159 253V251L158 250H160V249H158V244H156V245H153V247H155L154 249L152 248V252L151 251H149V253L148 254H146V252L142 249L141 250V252H140V245H141V247L143 246V243H137V244H130V242L129 241H127ZM130 244V245H129ZM118 245V244H117ZM132 245V246H131ZM138 247H137V246ZM147 245L148 244H144V247L146 246L147 247ZM151 245V244H150ZM149 245V246H150ZM159 245V246H160ZM171 245V246H170ZM174 245V246H173ZM131 246V247H130ZM163 246H161V248H163ZM167 246V247H166ZM170 246V247H169ZM130 247V248H129ZM145 247V248H146ZM238 248V247H237ZM117 249H119V248H117ZM120 251V250H119ZM154 251V252H153ZM139 252V253H138ZM143 252V253H142ZM145 252V253H144ZM151 252V253H150ZM264 252V251H263ZM154 255H153V254ZM133 257L136 259H133ZM147 257V258H146ZM129 258V259H128ZM151 259V260H150ZM134 260H135V262H134ZM137 261V262H136ZM146 261H148V262H146ZM151 261V262H150ZM154 261V263H152ZM64 264H65V262H63ZM144 263H141V264H144ZM1 264H9V261H7V260H2L1 261Z\"/></svg>",
	"mask_w": 264,
	"mask_h": 264
}]
</instances>
